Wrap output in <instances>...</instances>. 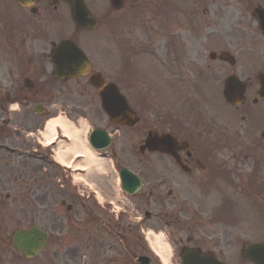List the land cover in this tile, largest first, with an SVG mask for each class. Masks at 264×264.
<instances>
[{
  "label": "flooded vegetation",
  "instance_id": "1",
  "mask_svg": "<svg viewBox=\"0 0 264 264\" xmlns=\"http://www.w3.org/2000/svg\"><path fill=\"white\" fill-rule=\"evenodd\" d=\"M187 1L118 0L117 11L110 0H83L97 27L77 29L65 0H33L27 7L0 0V230L15 222L18 201L30 226L39 225L48 235L40 253L45 259L78 254L79 233L93 236L96 220L76 194L74 170L54 165L48 153L53 149L41 150L39 135L50 116L68 107L72 92L64 90L67 82H84L80 93L98 98L88 83L98 73L104 84L116 85L138 119L134 126L110 127L116 143L107 155L117 171L133 173L123 176L125 189L133 194L126 196L131 212L107 226V239L118 248L109 255H121V264H137L138 257L160 264L152 242L160 237L176 264H251L245 246L264 240V202L256 200L257 195L264 198V97L258 95L264 62L258 65L237 54L229 66L218 58L229 53L220 42L213 48L199 45L204 53L189 58L191 49L176 40L170 26L175 12L190 21ZM11 5L21 10V17H15ZM119 12L150 16L153 32L162 33L164 40L125 44L117 76L107 77V58L100 48L96 55L83 51L90 64L87 75L58 78L50 59L54 45L69 38L83 48L102 38L107 55L110 18ZM146 50L151 60L125 63ZM145 67L151 80L138 74L137 68ZM232 75L243 90L237 106L223 98L225 79ZM224 114L236 115L239 123L222 122ZM148 136L152 146L145 143ZM17 164L32 168L22 172ZM16 174H26L18 192ZM0 239L6 236L0 233Z\"/></svg>",
  "mask_w": 264,
  "mask_h": 264
},
{
  "label": "rangeland",
  "instance_id": "2",
  "mask_svg": "<svg viewBox=\"0 0 264 264\" xmlns=\"http://www.w3.org/2000/svg\"><path fill=\"white\" fill-rule=\"evenodd\" d=\"M257 5L264 9V0H188L187 6L191 7L192 15L190 21L184 20L183 14L175 12L172 16L175 22L172 21L170 25L171 28H174V33L172 34L177 41L186 43L187 48L189 50L191 49L189 58L194 57L195 52L204 53V51L199 49V45L205 43L208 45V48H213L216 43L220 42L222 47L231 55L234 56L238 54L242 59L255 60L256 64L261 65L262 62H264V39L260 34L255 19L251 16L253 8ZM88 6H91L90 3H88ZM204 8L207 9V13L203 15L202 11ZM10 10L14 12L15 17H21L22 12L17 6L11 5ZM146 17L148 18L140 17L139 13L132 16L120 12L118 14H112L110 18L111 31L110 34H107V55L103 52L102 38L99 40L97 39L96 42H92L86 47L83 43L84 46L82 45V49L89 54L96 55L101 48L103 54L101 55L102 58L104 60L107 58V77L108 75L117 76L120 74L121 66L119 60H123L121 49L124 48L123 46L125 44L142 42L147 45L158 40H164L162 33L153 32L155 23L151 22L150 16ZM146 25L151 28L145 30ZM44 48L46 47L44 46ZM128 52L130 53V51ZM152 58L153 57L149 55V52L146 50L140 52L137 56H129L128 60H151ZM126 66L128 67L127 64ZM238 66L241 67L243 64L238 63ZM131 67L135 68V65ZM137 71H139L138 74H144L147 79H152V72L148 68L145 67L141 70L137 68ZM242 71L243 68L239 70V73L242 74ZM82 86H86V84L84 82L76 84L75 81L64 84V90L72 92L70 94L72 99L69 98V100L65 101V106L67 105L68 107L63 110L64 114H62L61 112L63 111H61L52 117L61 119V117L65 116L67 120H73L76 127L74 128L75 130L80 128V124L82 123H86L90 127L108 129V120L100 110L98 100L92 96L91 92L80 93V91L83 90ZM76 105H78V107H76ZM148 113L150 112L148 111ZM235 116L234 114L229 116L224 114L222 122L239 123L238 117ZM65 117L62 119L66 122ZM45 124L46 123H44L43 128H45ZM40 135H42L41 137L44 142V139H47L44 136L45 133ZM117 142L119 143L118 140ZM127 146H129V144ZM49 153L54 156L55 150H53V153ZM110 165L111 161L109 160V162L105 163L103 172H96L97 176L93 177L91 180H88L90 177L85 178L86 174L82 171H78L80 173L79 175L77 171L74 173L75 178L73 182L75 184V189L77 186L80 191L84 190L85 194L89 187L96 192V197L92 195H90L88 199L81 197L82 201L93 210L96 223L94 225V237L91 236L88 238L87 233H79L80 249L78 254L57 259H45V257L39 256L34 259L33 262H25L20 260L19 257L15 256V254L7 248L0 253L4 264H111L108 261L111 259L109 258L110 255L108 252L110 249L113 252L118 250L116 246L111 244L110 240H107V226L110 225L109 222L116 223L114 214L111 213V210H117L119 214H122L120 207H124L123 209L129 213L131 212V207L129 206V208H127L125 206V200H122L119 187L116 185V173ZM73 167L76 168L75 165ZM18 168H21V171L25 172L31 170L32 167L30 164H26ZM16 176V192H18L19 183L22 181L21 178L24 176L26 177V174H16ZM85 187L87 189H85ZM262 196H256V200L259 201L260 204L264 202ZM108 200H112L113 202L117 201V207L112 208L107 204ZM19 204L20 203L16 201V214L20 219H15L13 224H7L6 227H3V230H0L1 234L6 236V239L12 235L14 228L28 227V221L24 218L23 212L21 214L18 212L17 208H19ZM21 204L24 208L23 203ZM249 217L251 218L250 215ZM84 219H86L85 212L80 210V220L84 221ZM83 241L86 247H84ZM114 254L115 253L112 255L111 261L117 258V264H120L121 255ZM162 261L165 264H169L167 263L169 261L171 262L170 264H176L174 259L162 258ZM0 263L3 262L0 260Z\"/></svg>",
  "mask_w": 264,
  "mask_h": 264
},
{
  "label": "water",
  "instance_id": "3",
  "mask_svg": "<svg viewBox=\"0 0 264 264\" xmlns=\"http://www.w3.org/2000/svg\"><path fill=\"white\" fill-rule=\"evenodd\" d=\"M73 11L74 21L78 26H85L82 23L89 21L87 18L86 9L82 0H66ZM114 1V0H112ZM19 2V1H18ZM20 3V2H19ZM260 27L264 32V12L255 11ZM52 62L55 66L56 73L63 78H74L84 75L88 71V62L82 52L70 41L59 43L53 50L51 55ZM262 86H264L263 81ZM90 83L99 89L102 108L109 117L110 121L115 124L126 123L131 120L130 111L114 86L107 84L104 86L97 75L90 77ZM232 81L229 79L224 90V97L226 101L235 103L240 96L237 97ZM264 94V91H263ZM240 95V94H239ZM134 123V122H132ZM89 144L94 150H101L107 147L108 141L104 131L95 130L89 137ZM124 174L123 172H121ZM44 239L37 230L32 229L26 233L18 232L15 234L13 242L17 249L24 253L26 257H32L40 249V240ZM245 255L254 264H264V243H256L249 245L245 250Z\"/></svg>",
  "mask_w": 264,
  "mask_h": 264
},
{
  "label": "bare ground",
  "instance_id": "4",
  "mask_svg": "<svg viewBox=\"0 0 264 264\" xmlns=\"http://www.w3.org/2000/svg\"><path fill=\"white\" fill-rule=\"evenodd\" d=\"M86 126L87 125L85 123H82L80 124V131H75L73 126L69 125L68 123H64L63 119L52 118L47 121L44 133L48 141L52 140L56 127H59L63 134H68L71 138L70 143L63 145V147H57L54 158L58 163L67 165L69 163V159L73 155H80L82 159L76 164V167L85 170V178H89L91 176H96V172H103L105 169V161L98 158L85 145L84 139L82 137L86 135ZM65 155L68 157L67 161L65 159ZM159 240L160 239L158 238H154L152 242L155 247L163 253L165 252V249L161 246Z\"/></svg>",
  "mask_w": 264,
  "mask_h": 264
}]
</instances>
